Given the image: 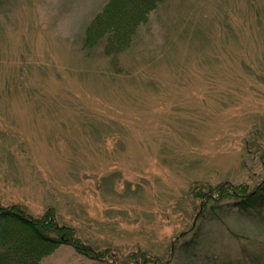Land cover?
Returning a JSON list of instances; mask_svg holds the SVG:
<instances>
[{
	"label": "rangeland",
	"instance_id": "obj_1",
	"mask_svg": "<svg viewBox=\"0 0 264 264\" xmlns=\"http://www.w3.org/2000/svg\"><path fill=\"white\" fill-rule=\"evenodd\" d=\"M107 1L0 5V205L53 208L98 256L61 246L41 264L264 257V215L243 217L228 198L210 220L198 215L207 197L192 195L264 181V0H168L120 72L103 74L108 59L84 50V34Z\"/></svg>",
	"mask_w": 264,
	"mask_h": 264
},
{
	"label": "trees",
	"instance_id": "obj_2",
	"mask_svg": "<svg viewBox=\"0 0 264 264\" xmlns=\"http://www.w3.org/2000/svg\"><path fill=\"white\" fill-rule=\"evenodd\" d=\"M167 1L108 0L104 4L103 8L93 17L84 34V50L92 51L100 48L102 54L108 59L109 64L101 73L106 74L114 68L120 72L121 55L130 49L140 27L148 23L151 13ZM3 2L4 0H0V5ZM243 64L248 69V66ZM178 100H184L183 96L177 98ZM94 102L99 104L103 112H109L106 109L109 104L101 97H95ZM113 106L119 110L114 109L113 111L112 109L117 114L114 116L115 119L122 118L125 108ZM131 121L142 120L139 117H132ZM124 131H127L126 127ZM192 195L197 201H202L204 196L207 197V203H203L201 207L199 205L201 209L198 215L200 217L207 215L210 220L220 219L217 208L221 201L228 198L239 215L243 217L262 219L264 215V181L252 191H248L244 185L232 187L227 182L211 188L206 183H202L200 187H193ZM58 222L53 208L48 209L42 217H34L17 204L0 205V264H41L44 258L55 253L61 246H72L76 253L97 259L96 252L87 248L77 237L74 227L60 225ZM174 243L172 249L175 252L180 248L176 247L177 244L174 246ZM196 248L191 250L187 248L189 251L186 253L196 256L199 253ZM251 258H243L240 264H264V257L251 256ZM132 262L161 264L156 257L147 256L143 259L141 255L136 254H132L126 264ZM221 264H237V262L229 258Z\"/></svg>",
	"mask_w": 264,
	"mask_h": 264
}]
</instances>
